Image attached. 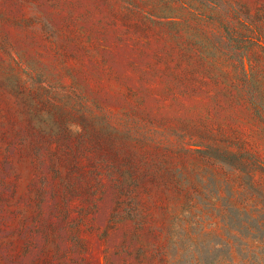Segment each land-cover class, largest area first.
Returning a JSON list of instances; mask_svg holds the SVG:
<instances>
[{
	"label": "rangeland",
	"instance_id": "rangeland-1",
	"mask_svg": "<svg viewBox=\"0 0 264 264\" xmlns=\"http://www.w3.org/2000/svg\"><path fill=\"white\" fill-rule=\"evenodd\" d=\"M0 264H264V0H0Z\"/></svg>",
	"mask_w": 264,
	"mask_h": 264
}]
</instances>
